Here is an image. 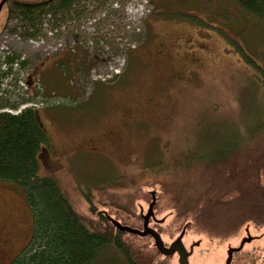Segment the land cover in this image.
Returning <instances> with one entry per match:
<instances>
[{
	"label": "rangeland",
	"instance_id": "374dc122",
	"mask_svg": "<svg viewBox=\"0 0 264 264\" xmlns=\"http://www.w3.org/2000/svg\"><path fill=\"white\" fill-rule=\"evenodd\" d=\"M108 2L90 7L67 29L45 25L36 40L15 32L17 23L7 30L5 11L0 15V52L29 67L21 79L5 82L12 103L26 101L12 113L37 108L46 127L41 174L54 178L83 216L90 214L85 193L98 203L133 201L143 231L175 264H233L239 249L255 251L257 261L249 264H264V226L250 223L227 240L176 233L166 199L155 212L143 195L187 182V161H199L216 133L240 126L243 134L248 113L256 110H249L251 103L261 98L253 66L264 67L261 19L231 0H194L183 8L173 0L171 17L150 0ZM183 10L195 20L175 16ZM52 148L65 158L56 162ZM33 228L24 192L1 181L0 264H11L28 247Z\"/></svg>",
	"mask_w": 264,
	"mask_h": 264
},
{
	"label": "trees",
	"instance_id": "16d2710c",
	"mask_svg": "<svg viewBox=\"0 0 264 264\" xmlns=\"http://www.w3.org/2000/svg\"><path fill=\"white\" fill-rule=\"evenodd\" d=\"M108 1H112V6L114 0L15 3L10 5L5 28L8 30L10 23H17L15 32L22 31V38L36 40L43 36L45 25L52 24L53 32L67 29L65 24L86 17V11L94 5L107 6ZM171 1L150 0L154 6H163L165 17L173 16ZM175 1L183 8L194 0ZM231 1L261 19L264 27V0ZM176 12L179 13L175 16L181 19L195 20V15L184 10ZM6 55L0 53V182H12L24 192L34 223L28 247L11 264H95L107 251L113 253L104 264H175L172 255L157 247L151 233L143 231L144 218L133 201L98 203L92 194L85 193L90 214L83 216L57 181L41 174L39 155L49 144L45 124L37 108L25 107L12 113L26 101L12 103V92L5 83L10 77L18 79L15 70L21 79L23 71L29 68L28 62L13 54ZM246 60L253 62L249 57ZM253 66L258 71L254 81L261 98L251 103L249 110H256L248 113L242 125L243 134L240 126L232 127L225 135L216 133L214 141L198 153L202 155L199 161L193 158L187 161L183 171L188 175L187 182H170L153 192L143 190V195L151 198L155 212L160 201L166 199L163 206L173 210L171 224L176 233L184 229L211 240H227L228 235L250 223L264 226V67L255 62ZM233 261L249 264L257 261V256L255 251L239 249L233 252Z\"/></svg>",
	"mask_w": 264,
	"mask_h": 264
},
{
	"label": "flooded vegetation",
	"instance_id": "af4514ba",
	"mask_svg": "<svg viewBox=\"0 0 264 264\" xmlns=\"http://www.w3.org/2000/svg\"><path fill=\"white\" fill-rule=\"evenodd\" d=\"M19 2H23V1H21V0H19V1L18 0H0V15H2V13H4V11H5L6 18H7L6 21L9 20V17H8L9 13L8 12H9V8L11 7L10 5L15 4V3H19ZM1 70H3V69H1ZM14 74H15V76H17L18 79L20 78L19 71L15 70ZM57 150H58L57 148H54V149L52 148L51 150H49V152H50V157H52L56 162H59V160L64 159L65 156H63V153L60 154ZM232 257H233V254H232ZM231 261L234 264L233 258Z\"/></svg>",
	"mask_w": 264,
	"mask_h": 264
},
{
	"label": "water",
	"instance_id": "95a60500",
	"mask_svg": "<svg viewBox=\"0 0 264 264\" xmlns=\"http://www.w3.org/2000/svg\"><path fill=\"white\" fill-rule=\"evenodd\" d=\"M158 247V246H157ZM161 251H163V250H161ZM165 253V252H164ZM167 254V253H166ZM170 255H172V254H170Z\"/></svg>",
	"mask_w": 264,
	"mask_h": 264
}]
</instances>
